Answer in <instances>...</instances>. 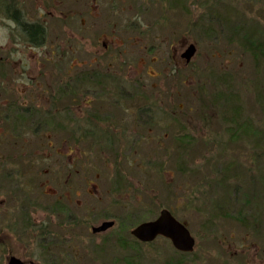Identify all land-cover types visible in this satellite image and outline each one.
<instances>
[{
	"label": "rangeland",
	"instance_id": "rangeland-1",
	"mask_svg": "<svg viewBox=\"0 0 264 264\" xmlns=\"http://www.w3.org/2000/svg\"><path fill=\"white\" fill-rule=\"evenodd\" d=\"M86 1L91 3L65 0L62 8H81ZM149 1L136 19L152 34L124 26L130 30L121 48L105 41L106 61L113 56L114 65L107 73L139 82L131 87L136 95L124 99L128 112L122 117L127 129L143 135L139 147L127 152L138 146L127 136L119 148H89L86 139L81 147L90 152L80 161L93 168L67 174L75 177L78 194L66 200L58 195L68 188L64 170L21 168L28 192L11 199L13 213L0 218V264H8L9 255L36 264H264V0ZM123 14L132 20L136 10L126 3ZM26 15L38 17L33 9ZM7 19L0 10V35L10 33ZM45 19L50 43L64 28L58 31L56 14ZM66 43L80 50L94 41ZM188 43L196 54L184 65L179 53ZM120 49L124 54L115 57ZM88 56L78 59L89 63ZM144 100L163 109L152 134L148 123L133 119L134 105ZM162 209L187 227L191 253L164 237L143 243L131 236ZM108 220L111 228L90 229Z\"/></svg>",
	"mask_w": 264,
	"mask_h": 264
},
{
	"label": "flooded vegetation",
	"instance_id": "flooded-vegetation-1",
	"mask_svg": "<svg viewBox=\"0 0 264 264\" xmlns=\"http://www.w3.org/2000/svg\"><path fill=\"white\" fill-rule=\"evenodd\" d=\"M46 1L49 5H46ZM88 2L91 3L86 1L81 8L63 10L65 0H0V10L7 15L10 31L7 35H0V42L6 41L5 45L0 44V178L7 184H0V218L13 213L9 207L11 199L15 201L17 197L23 199L27 195V174L24 171L23 177L21 168L33 171L41 167L44 172L52 170V167L54 171L64 170V183L68 188L58 195L66 200L67 196L78 194L75 177L67 178V174L74 173L76 176L79 169L93 168V165H85L80 161L81 157L86 156L85 153L90 152L81 147L82 143L86 145V139H91L90 144L88 142L89 148L93 143L97 147L113 144L119 148L123 147L120 138L127 136L129 141L138 144L129 147L127 152L131 153V148L139 147L143 135L136 128H133L136 132L127 129L122 119L128 112L124 99L136 95L131 87L139 82H128L125 78L117 80L107 73L111 68L114 69V65L113 56L106 61L110 53L105 41L120 42L117 45L121 48L124 32L132 27L139 34H152V27H142L137 19L142 14L141 10L151 7L153 2ZM126 3L132 4L136 10V17L132 20L124 18ZM177 3L180 2L177 1L175 5ZM29 9L36 10L38 17H28L26 13L28 14ZM234 11L231 14L236 17ZM52 13L57 16L58 31L61 33L62 27L64 30L49 43L45 15L51 16ZM23 24L38 25L41 29L39 39L31 41L27 33H23ZM124 26L130 29L125 30ZM94 27L98 28L93 29ZM75 41L94 43L90 49H70L66 42ZM81 45L83 46L82 43ZM189 45L190 43L186 44L185 49H181L179 53L184 65L190 63L183 56ZM122 52L124 54L125 51L120 49L115 52V57ZM80 53L89 55V63L78 59ZM155 58L150 60L154 62ZM145 60L149 59H137L135 62ZM98 96H105L106 100H100ZM134 110V121L139 125L148 123L147 131L150 128L149 133L152 134L153 127L158 124L160 111L163 113L162 107L156 101L144 100L140 105H134ZM162 119L163 115L160 116V120ZM171 123L172 119L166 120L163 126L169 127ZM111 127L115 129L112 130ZM127 131L134 133V136ZM60 197L54 201L59 209ZM43 217L44 215L39 216L38 220L41 221ZM108 221H112L114 225L113 220ZM131 236L136 241L143 242L132 234ZM158 237L162 236H157L154 240ZM229 238L232 239L231 236ZM11 256L20 259L9 255L7 263Z\"/></svg>",
	"mask_w": 264,
	"mask_h": 264
},
{
	"label": "water",
	"instance_id": "water-1",
	"mask_svg": "<svg viewBox=\"0 0 264 264\" xmlns=\"http://www.w3.org/2000/svg\"><path fill=\"white\" fill-rule=\"evenodd\" d=\"M196 52L194 44H190L183 56L186 62L191 61ZM113 225L112 221L103 222L101 225L92 228L93 233L103 232ZM131 234L140 241L150 242L157 236L167 238L173 247L181 252H191L194 248V239L190 232L181 222L174 218L167 209H162L159 216L148 222L137 225ZM8 264H36L33 262L25 263L14 257L10 258Z\"/></svg>",
	"mask_w": 264,
	"mask_h": 264
},
{
	"label": "trees",
	"instance_id": "trees-1",
	"mask_svg": "<svg viewBox=\"0 0 264 264\" xmlns=\"http://www.w3.org/2000/svg\"><path fill=\"white\" fill-rule=\"evenodd\" d=\"M23 33H27V35L30 37L31 41L36 40L37 38L39 39L38 35L41 34V29L38 25L36 24H23ZM232 116H235V111L231 109ZM233 121V120H232Z\"/></svg>",
	"mask_w": 264,
	"mask_h": 264
}]
</instances>
